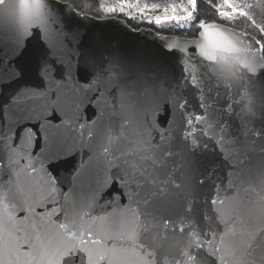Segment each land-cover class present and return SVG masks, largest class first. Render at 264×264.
<instances>
[{
	"label": "snow or ice",
	"instance_id": "snow-or-ice-1",
	"mask_svg": "<svg viewBox=\"0 0 264 264\" xmlns=\"http://www.w3.org/2000/svg\"><path fill=\"white\" fill-rule=\"evenodd\" d=\"M207 5L215 14L211 23L197 18V0L99 3L101 18L122 16L159 27L195 23L208 39L199 46L203 60L195 72L182 60L184 79L172 88L138 67L110 61L87 83L73 80L69 97L63 90L73 78L72 54L45 0H0V36L7 33L21 44L39 28L55 61L67 66L58 80L46 64L45 86L22 89L4 106L0 264H264V166L245 173L241 159L257 141L264 157V130L249 127L264 118V22L257 23L242 0ZM237 18L248 22L243 31L232 26ZM187 43L195 48L198 42ZM132 77L143 100L142 121L138 112L120 117L118 124L87 118V105L105 103L102 82L124 94ZM188 87L199 111L191 109ZM161 93L164 115L157 124ZM112 105L116 112L115 98ZM237 116L241 127L234 131ZM24 122L28 126L17 137L16 127ZM76 151L88 160L65 182L54 162ZM206 152L220 162L204 167ZM100 157L106 166L97 172L92 165ZM133 182L135 190L126 191Z\"/></svg>",
	"mask_w": 264,
	"mask_h": 264
},
{
	"label": "water",
	"instance_id": "water-1",
	"mask_svg": "<svg viewBox=\"0 0 264 264\" xmlns=\"http://www.w3.org/2000/svg\"><path fill=\"white\" fill-rule=\"evenodd\" d=\"M45 4L50 19L54 22V28L63 34L67 52L72 54L71 74L73 78L69 80L67 87L63 90L64 94L69 97L74 91L73 80L79 83H87L97 71H102L110 61L119 63L125 68L138 67L145 73L152 74L151 78L155 82H163L168 88L176 86L184 79L182 60L185 66L193 72L200 68V61L203 58L199 55V46L208 43L203 30H199L197 36L192 38L162 33L157 35L158 32L151 28L134 29L125 20L118 17L98 18L86 13H84L86 15H81L82 12L76 10L71 3L66 1L45 0ZM193 39L198 42L195 48L187 43ZM168 46L183 50V54L176 49L169 51ZM189 56L192 57L191 60H188ZM67 59L68 57L65 56L66 61ZM46 64L52 65L56 79L65 78L67 66L55 61V57L51 55V50L39 28H33L31 35L25 37L21 44H17L15 39H10L7 33L0 36V73L3 74V79H0V125H3L5 121L4 106L10 103L12 97L22 89H40L45 86L42 69ZM14 73H19V75ZM134 80L135 77H132L131 80L127 81V92L124 94L121 93L120 88L112 92L111 83L102 82L101 90L105 91L106 89L105 103L100 108L87 105L85 108L87 118L98 117L102 125L109 122L118 124L120 117L138 112L142 121L144 115L143 100L138 91L139 85L135 84ZM260 80L264 82V75L260 77ZM108 92L112 94L107 95ZM185 95L189 100L191 109L199 111L195 95L190 87L185 89ZM212 95L215 97L217 94L213 92ZM113 98L116 100V112H113ZM158 102L160 111L155 113L157 124H159V118L164 115L165 97L162 93L158 97ZM216 107L220 108L221 104H217ZM236 111L239 112V109ZM69 114H71L70 109ZM168 115L170 118L171 113L169 112ZM148 117L149 120L153 119L152 111L148 112ZM28 123L24 122L17 125V137L23 127L28 126ZM232 125L234 131L241 127L238 116L233 119ZM249 127L264 130V118L257 117L255 123L249 124ZM104 143L107 144V140ZM260 144L261 142L257 141L254 149L250 152L245 150V154L241 156V159L245 160L243 172L247 173L249 168L259 170L261 166H264V157L260 154ZM81 160L87 161L88 157L87 154H82L79 151L58 159L54 162L55 174L67 182ZM202 161L204 167L210 163L220 162L218 156L207 152L202 155ZM105 166L106 161L103 157L93 161L92 165L97 172L102 171ZM104 175L106 176L107 173ZM239 183L240 180L238 179L237 184ZM83 186H87V177L83 181ZM112 190L117 189L114 187ZM132 190H135V182H133L132 188L126 191ZM241 195L244 196L245 194L242 192ZM124 203L127 204L129 201L126 199ZM178 227L179 225H177V229ZM163 231L161 229L162 234ZM168 231H172V229L169 228ZM255 255L259 260L261 253L257 252Z\"/></svg>",
	"mask_w": 264,
	"mask_h": 264
},
{
	"label": "trees",
	"instance_id": "trees-1",
	"mask_svg": "<svg viewBox=\"0 0 264 264\" xmlns=\"http://www.w3.org/2000/svg\"><path fill=\"white\" fill-rule=\"evenodd\" d=\"M62 1L71 3L76 10L82 13H86L98 18L105 17V14L103 12H99V15H97L99 3L113 2V0H62ZM159 2L163 3L166 2V0H159ZM197 2H198L197 18L200 17L205 18L208 19L209 22H212V20L215 19V14L208 7L207 0H197ZM242 3L245 5L246 11H248L250 8L249 15H252L256 19L257 23L264 22V0H242ZM117 17L125 20L126 23L134 29H138L140 27H146V28H151L156 32L167 35H176L185 38H192V37H196L199 31V28L196 26L195 23H193L190 26L185 25L181 27L174 25L175 22H173L172 25H165L159 27L153 24H149L147 22L127 19L122 16H117ZM237 19L239 22L235 23L232 26L236 27L237 30L239 31H243L248 26V22L240 18Z\"/></svg>",
	"mask_w": 264,
	"mask_h": 264
}]
</instances>
